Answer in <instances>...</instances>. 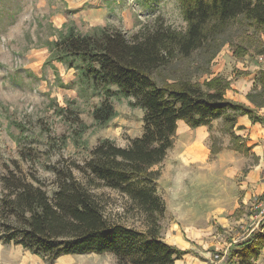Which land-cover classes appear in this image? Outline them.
I'll list each match as a JSON object with an SVG mask.
<instances>
[{"label": "trees", "instance_id": "obj_1", "mask_svg": "<svg viewBox=\"0 0 264 264\" xmlns=\"http://www.w3.org/2000/svg\"><path fill=\"white\" fill-rule=\"evenodd\" d=\"M183 30L157 18L152 27H143L131 36L119 28L95 26L81 31L74 22H65L47 40L48 57L66 69H73L77 96L100 100L92 107V124L81 117L75 98L55 108L69 128L61 134L87 148L83 135L92 127L104 128L117 116L113 101L128 100L140 108L142 132L120 146L104 137L90 149L82 163L60 159L52 166L50 178L34 169L23 170L14 160L0 175V241L21 246L49 259L68 254L111 253L116 264H175L186 251L165 242L160 218L165 211L163 198L156 190L162 162L173 147L177 121L190 127L211 128L222 119L223 132L231 136V149L248 155L250 147L234 134L236 117L248 115L262 122L254 108L225 97L230 82L222 76L198 80L210 74V64L226 44L239 59L247 54L243 43L229 37L233 25L252 29L242 41L255 38L256 56L264 57V0H178ZM198 56L196 66L188 61ZM264 96V69L260 71ZM247 98L255 107L252 92ZM17 128L22 127L16 123ZM210 153L221 148L210 146ZM22 161L38 159L32 148L23 146ZM79 173V176L75 174ZM106 187L125 199L126 208L140 216L141 229L129 226L108 211V202L92 190ZM264 220L240 242L230 244L226 264H254L264 249ZM235 257L236 261H232ZM229 260V261H228Z\"/></svg>", "mask_w": 264, "mask_h": 264}, {"label": "rangeland", "instance_id": "obj_2", "mask_svg": "<svg viewBox=\"0 0 264 264\" xmlns=\"http://www.w3.org/2000/svg\"><path fill=\"white\" fill-rule=\"evenodd\" d=\"M157 18L176 29L183 30L186 25L178 0H0V175L16 160L23 170L34 169L39 176L50 178L48 166L60 159L82 164L100 138L126 146L140 135L143 111L122 99L113 101L117 116L107 127H92L83 135L87 148L75 146L70 139L65 146L60 145L59 137L68 134L69 128L56 115V106H65V100L75 98L81 119L92 124L91 110L100 98L79 99L74 73L55 61L45 64L48 51L44 43L55 38L65 22H74L83 32L107 25L131 36L143 27H152ZM251 32V28L235 24L229 37L233 44H245L246 55L254 58L255 38L241 40ZM260 38L264 40V33ZM232 51L226 44L224 56ZM219 53L210 64V74L198 77L200 82L215 73L227 80L231 77L229 82L241 75V65L233 54L230 61L221 60L224 69L216 71ZM198 58L196 55L188 61L192 68ZM239 59L243 61L244 56ZM254 59L264 65L263 56V61ZM252 98L256 104L264 101L259 89H254ZM222 126V119L214 120L201 146L195 144L194 134L175 136L162 162L156 183L165 203L161 236L186 251L175 264H226L230 244L259 229L264 220L251 209L253 201L264 198V191L257 192L254 183L247 182L255 160L230 148L231 136ZM211 145L221 149L211 154ZM23 146L32 148L38 159L22 161L19 152ZM257 183L264 185V180ZM92 191L108 202V211L118 220L141 229L140 216L126 208L125 199L116 191L102 186ZM231 260L236 261L235 257ZM0 264H116V258L111 253H82L49 259L0 241ZM254 264H264V249Z\"/></svg>", "mask_w": 264, "mask_h": 264}, {"label": "crops", "instance_id": "obj_3", "mask_svg": "<svg viewBox=\"0 0 264 264\" xmlns=\"http://www.w3.org/2000/svg\"><path fill=\"white\" fill-rule=\"evenodd\" d=\"M224 49L216 58V60L220 58L219 63L215 65L216 71H222L224 69L221 60H225V58H227L228 61L231 60L232 52L230 55L224 56ZM260 57L262 59V56H254V58H258V61L261 60ZM254 58L245 55L243 61L240 59L236 60L238 65H241V75L236 80L230 82V88L226 90L225 97L243 103L250 108H254L256 114L264 116V106L260 108L255 107L247 98L248 93L253 92L254 89H260L261 82L257 80V78L259 79L260 76L263 77L260 71L264 69V65L256 62ZM261 61H263V59ZM70 70L74 73L73 69ZM213 75H217V73L212 74L211 76ZM229 79H231V77H228V80ZM209 132L210 130L208 126L201 125L192 128L185 123V121L178 120L175 136L187 138L188 134H194L195 144L198 143V146H201L205 139L209 137ZM233 132L235 135L242 137L245 140L246 145L250 147L247 158H252V162L253 159L255 160L248 173L247 182L254 183L257 192H263L264 185L260 186L257 182L260 179L264 180V124L262 122H253L248 115H238L236 117Z\"/></svg>", "mask_w": 264, "mask_h": 264}, {"label": "built area", "instance_id": "obj_4", "mask_svg": "<svg viewBox=\"0 0 264 264\" xmlns=\"http://www.w3.org/2000/svg\"><path fill=\"white\" fill-rule=\"evenodd\" d=\"M251 209L255 211L259 217L264 218V198L253 201Z\"/></svg>", "mask_w": 264, "mask_h": 264}]
</instances>
